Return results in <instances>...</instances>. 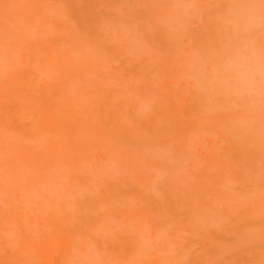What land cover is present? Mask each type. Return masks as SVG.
<instances>
[{"label":"rangeland","instance_id":"1","mask_svg":"<svg viewBox=\"0 0 264 264\" xmlns=\"http://www.w3.org/2000/svg\"><path fill=\"white\" fill-rule=\"evenodd\" d=\"M46 1L47 0L40 3L38 11L41 8V10H45V16L49 12L51 15L49 19L52 20L53 23L47 25V30L44 34L37 35L36 33H33L31 35H26V41L22 45L21 50L18 51L16 48V53L15 50H13V54L16 55L18 63L16 64L15 62L11 67L8 65L9 63H7L8 61L6 58L3 57L2 45L5 43H13L15 41L14 31L17 30V26L13 23H9L10 26L14 27V31L9 29V33L6 35H3L0 30V92H3L8 88L7 85H9L8 82L10 80V75L14 76L23 73L24 66H27L33 58L34 47L38 44L40 38H42V40H49V38L52 40L56 38V35L54 34V21L66 17L64 12L69 8L78 12L83 7L93 4L91 0H50L48 2L52 4V7L49 8L46 6ZM209 2H211V0H106L105 4L107 3V7L101 10L100 33L102 36V42L105 46H103L104 51L100 52V55L102 56L109 53L107 56L109 62L99 69L98 74L101 76V79L97 83V86L95 87V84L98 80L94 81V84L90 87H86V90L82 93L84 99L80 98V94H78L77 91H73L69 98L73 99L75 102L81 99L88 103L91 102L93 107H102L115 118H119V121L130 120L136 124L137 132L140 134L139 137H142L140 139L139 137H136L139 139L137 141L135 137L130 138L128 135L123 134L122 136L117 137L119 138V143H121L120 147H124L129 151L132 150L131 152L135 154V156L140 157L141 161L144 163V167L146 166L144 168L145 174L147 171L148 175L150 172L155 175L152 176L150 174L152 177H149L150 175L146 176V174L145 176L146 178L148 177V181L146 180L147 182L145 183L148 187L150 184L152 186L151 192L154 195H157V198L161 196L163 200L160 203H157V201H148L147 199V201L144 199L142 201L140 200V202L134 201V206L132 207L131 212L132 214L134 213L135 217L129 214L127 218H125L126 215L124 216L120 211H117L116 218H114L113 215L112 218L109 217L110 219H107V223H109L110 227L105 230L108 231L103 229L105 232H108V234L102 231L99 233L97 231L96 233L98 234H94L95 237L97 235L99 236V246L92 242L85 241L83 237L78 239L75 238L73 240V230L70 228V224L66 221L62 224L60 223L66 217L67 209L71 208L73 212L78 209L79 199L83 200L84 196L86 199L83 201L89 203L88 208L90 211L88 213L91 212L90 207H92L95 202V207H100V209H106L108 205H114L117 208L125 210L124 208L128 207V205H126L127 203L122 202V199L115 196L113 191L106 193V189H98L102 187L101 184L103 182H111L115 180L112 179L115 178V176L120 177L122 175L120 174L122 173L120 170H123V172L125 170L121 168L122 166L119 167L117 161L115 162V160L108 158L104 160L103 157L101 158V155L96 148L91 150V154L94 156L90 154L91 157L89 156L83 161L85 163L82 164L83 168L85 167L84 165H86L87 168L85 167L81 170V172L83 171L82 174L86 175L84 177L82 176L84 181H88L87 184H90L89 186L92 189H88L87 186L82 183L81 185L79 184V186H74V183L71 184L72 181L69 178L68 171L50 168L51 170H49V173L45 175L41 170L31 169L29 166L28 168H30V170H26L25 168H27V165L22 162V166L18 165L17 153L21 154L28 152L29 154H34L36 152H41L40 154H43L50 150L49 141L37 138V132L34 125L36 122H39V120L40 122L46 120L47 117L44 114H40L39 111L38 115L34 114V107H32L34 101L20 100L16 105L22 108L25 117L23 119H17L16 123H20V127L13 133V128L12 130L8 129V127L1 121V114L8 113L11 105L7 101V94L5 96V93H3V95L0 96V264H116L114 259H116L117 256L120 257V260H142L149 262L154 259L157 254H162L164 252L162 249L163 246L164 248H168V251L176 256H182V254H186L185 251L188 250L187 252L189 253L186 255L189 256H184L183 254L181 257L182 259H180L184 264H264L260 263L264 261V242H262L264 241V98H261L254 91L238 85L236 82V73L229 69L227 65L228 58L232 55L233 51L244 37H253L254 39L249 41L253 46L260 42L262 33H264V4L261 3V0H235L231 9L229 8V18L225 19V17L222 16L220 9L221 1L215 0L214 2H211L212 9L208 6ZM201 3H204V5L208 7H205ZM192 5H195V7ZM237 5L241 6L238 15L234 14L232 11L234 6ZM110 6L115 9H111ZM151 6L153 7L151 8ZM181 7H184L185 9ZM152 10L154 12H151ZM117 11L120 12L123 17H117ZM40 12L39 16L41 15ZM209 12H212V15L208 14ZM186 16L190 17V19H186L191 23L185 24V26L190 25V29L188 26L179 27L184 25V23L181 24V22ZM155 18V22L151 21ZM28 20L30 22L32 21V19ZM189 21L186 23H189ZM164 22L167 24L169 23L168 26ZM175 24L178 25V27ZM21 25L22 24L20 23L19 26ZM178 28H180V30ZM87 29L88 28L85 24L81 25V30H83L81 32L84 40L92 41L91 37H88L91 36L89 35V32H87L88 34L86 33ZM201 34H204L205 36L214 35L215 42H213V47L215 44L221 46L220 53L218 52L219 54H215V52L214 54H211L213 60L211 57L207 56L209 53H213V50L206 49L205 47L201 50V48L198 49L195 44V39ZM172 38L176 40L172 41ZM112 39L113 41H111ZM87 41H85V43ZM91 43L87 45L88 49H86L85 52L91 50L89 47ZM111 45L113 48H109ZM194 46V53L196 54V57L194 56L195 59L192 58L194 54L192 57L191 53L189 54L190 57L186 55L189 53H187V51L190 49L193 50ZM105 48L107 50H105ZM174 56H177V58L179 56L180 61L183 60L181 63L187 60L186 68L190 67L188 68L190 70L187 69L190 73H186V70H184L186 68H184L182 71L186 75L182 76L184 75L182 74L180 75L182 77L179 78L182 83L181 86L184 89L183 91H179L183 92V95H180V97L187 99V105L185 107L186 113L183 115L181 113L178 114L179 116L177 115L178 117H175V119L163 118V116H159L162 115L161 113L158 114V121L156 120L157 115H154V112L155 108H159L161 111L159 105L160 102L155 103V100L158 101L156 99L157 96L159 98L161 97L159 91L162 92L164 90L165 93L169 92L168 95H173H171L170 91L177 75H173V70L170 68L173 65L172 57ZM197 56H199L198 61L196 60L198 58ZM208 59L212 60L211 65L209 64L210 61ZM214 60H216L217 63H215ZM189 61L191 64L196 63V61L200 63L201 61L200 65H202L195 66L197 63L193 64L196 67L194 69L193 65L192 68L190 63V65H188ZM184 64L185 63L182 65L184 66ZM113 66H116L119 70H111ZM159 67H165L169 72H161L162 70H158ZM156 71L158 75L155 74ZM153 74L158 82L155 81V83L159 85V87L157 85L159 90H157V87V89L154 88L155 86L149 87L148 85L150 81L148 79L154 77ZM225 81H227V83H225ZM65 84V81H59L58 83V85L61 86V89L64 88ZM169 85L170 87L172 86L171 89ZM167 87H169V90H167L168 92L165 91ZM193 89H195V91H193ZM154 90H157V92ZM149 94L153 95V97L150 98ZM153 98H155V100ZM159 100H161V98ZM167 103L168 102H166V104ZM157 104L159 105L158 108ZM161 104H163V102ZM161 107L164 110L161 112L165 114V112L168 111H165V108H163L166 107L165 103L164 105H161ZM235 113L240 115V121L245 117L249 119V123L253 124H250L252 125L250 126L251 129L255 128L252 130L254 131L253 135L257 133L263 134V141L261 142V146H259L262 148L263 153L257 154L256 151H254L256 145L253 148L254 150H246L241 147L238 142L237 146L236 144L233 145V143L230 142L233 139L230 137L234 136L229 134L227 135L230 139H226L221 135H215L217 143L219 144L218 151L223 158L221 161L222 163L218 164L216 170L218 173L227 170L228 173L224 171L226 175H232L230 177H227V175V178L224 177L225 180H223L221 184L225 183V186L221 184V186L218 185L220 189L223 186L222 189L224 190L221 189L219 194L215 191V189H219L216 182L217 177L212 178L209 176L210 178L206 183L207 186L209 185L207 189L192 188L193 186L191 187L190 182L195 178L197 179V174L199 173L200 168H198V164V166L195 167L197 171L192 167L193 164L191 163L192 161H190L191 159L189 160V156L193 152V154H197L196 156L198 160L205 162L208 157L204 156V154L209 150L211 144L209 143V138H211V133L209 132L210 129L207 128V130H204L203 128L201 130V128H198V125H196L199 124V122L195 120H198L199 117H202V119L205 118L207 120V125L213 122L209 125L213 127L219 120L218 116L219 118L232 117ZM225 114L227 116H225ZM252 116L253 118L251 119ZM160 118L164 121L160 122ZM134 119L137 121H134ZM146 119L149 120L147 121ZM53 121H55L54 124L57 128L66 130L72 128L69 123L58 122L57 120ZM143 124H145V126ZM148 129L151 130L148 131ZM197 130L198 132L203 131L204 133L201 132L198 138L193 139V137H195L194 132H197ZM212 133L217 134L215 133V128H213ZM188 135L191 136L193 142L188 143L190 140L186 139L187 142L183 143L184 145L182 144L181 147H178V144L181 143L180 141H185L184 138H187ZM194 140L196 142H194ZM177 142L178 144H176ZM252 142L254 145V140ZM137 143L139 145H137ZM174 143L178 148H181V154L183 153V156H180L184 160L183 161L181 158L184 162H182V164L178 157L179 151L174 149ZM228 144L231 146L229 149L231 148L233 150L231 153L233 155H231L230 158L223 154V149H225ZM241 148L243 153L240 151ZM175 151L177 152L175 153ZM234 154L236 158L234 157ZM242 154L244 155L242 156ZM244 157L246 159H244ZM85 160L88 163L90 162V164ZM108 160L114 162L112 163ZM100 162H103L102 164H104V166H100ZM177 166H179L180 169H178ZM205 166L206 162L203 169ZM140 167L137 171L141 173ZM171 168L173 169L170 170ZM235 168L239 170L238 173L240 174L237 175L236 173V175H234L235 173L233 171H235ZM141 169H143V167H141ZM144 169L142 170L143 174L140 175L139 173V176L142 177L144 175ZM84 170H86L87 174L95 175L97 172L99 175L96 174L95 176H98L97 180L99 182L103 180L102 183L100 184L96 178L94 179L92 177L93 175H90L92 179H94V184L90 181V176L87 175ZM90 171L93 172L91 173ZM106 171L109 175L106 174ZM178 172L181 175H177ZM245 175H248V177ZM29 177H31L32 180L28 179ZM87 177L88 179H85ZM232 177L235 180H233ZM63 178L65 179L63 180ZM153 178L155 179V182ZM174 178L180 182L186 179V181L190 183L187 186V183H185L186 181H182V184H184L185 187L187 186L188 189H177L178 195L185 196V198L189 200V203H187V205L183 203V209L181 208V211L179 209L180 213L183 215H181V217H183L181 219H183V223L186 227L184 225H178L180 226L179 229L176 227L177 225L175 223L173 224L171 222L172 220L164 221L165 223L168 222L173 224L174 226L171 227H174L175 229V231H173L171 230L172 228L167 226L170 228H167V230H170L169 232L171 234V238H167L166 235L169 234L164 232V228L162 229L160 226L154 231L155 233H152V227L150 226V228L149 225L153 223L152 219L162 221L160 223L159 221H154V223H164L160 217L163 219L164 213L167 215L166 212L171 211V206L167 201V197L165 195L163 196L162 191L158 188L164 186L165 182H170L171 179L172 182ZM230 178L236 184L233 181L227 182V179L231 180ZM232 183L234 184L232 185ZM214 185H216V188L214 187L215 189H212V186ZM257 190L262 194H260L261 196ZM253 192L255 196L252 197L251 194ZM78 194L79 197H77ZM233 194L237 196H233ZM227 197L230 199V202ZM232 198L235 199V202ZM246 198L249 199L247 200ZM210 200L216 202L215 205H213L215 207L212 206L213 208H209L208 201ZM182 202L184 201L182 200ZM243 202L248 203L244 205ZM60 204L63 206L62 210H60ZM241 206L245 208L242 209ZM220 207L223 208L221 210L222 212L219 213L217 212V209H220ZM224 209H231L235 215L232 213V217L229 215L230 217L228 218V215L223 213ZM194 210L200 212L199 214L197 213L199 217L197 216L196 223H200L197 225H193L191 223L192 221L188 220V217L192 216ZM246 210H249V213L255 211V215H249ZM256 216H258L259 220H255ZM132 217L134 219H132ZM147 219L151 220V223H149L148 220V226L145 222ZM170 219L172 218L170 217L169 220ZM129 220H133L132 222L134 223H131ZM220 222L221 224H219ZM231 222L233 226L231 225ZM137 223L140 224V226ZM9 225L10 229L8 235H6L7 231L5 228ZM64 225H66V227H64ZM197 227L200 230H198ZM176 228L179 229V231L176 230ZM195 228H197V230ZM255 228H258V232ZM252 229L256 230V232L253 230V233V231H251ZM231 230L234 233L233 236L230 235L232 234ZM176 231H178V233ZM183 231L189 236L185 235ZM172 232H175L178 235L180 234L179 232H182L183 234L181 233L180 235H182L183 238H185L183 235L186 236V243L184 239L180 237L176 239L177 241L174 244L172 240H175L174 238L177 235ZM260 233L263 238L259 237ZM243 234L246 236H243ZM249 235H251V237ZM248 237L253 239L252 242ZM259 238L262 240L260 239L258 241ZM28 239L33 240V242L28 244ZM168 239L170 240L169 244ZM178 239H181V242H179L180 240ZM182 239L189 247H184L185 244L182 242ZM164 242L165 244L163 245L162 243ZM166 243L169 246L166 245ZM74 244L75 247H73ZM262 244L263 246L261 247ZM29 248L33 249V257H29V252L28 254H24V251ZM185 248L187 250H185ZM63 249L66 250L63 251ZM260 249L262 250L260 251ZM221 252L223 253V256L221 255ZM115 253L116 257L114 258ZM190 254H192V256Z\"/></svg>","mask_w":264,"mask_h":264},{"label":"bare ground","instance_id":"2","mask_svg":"<svg viewBox=\"0 0 264 264\" xmlns=\"http://www.w3.org/2000/svg\"><path fill=\"white\" fill-rule=\"evenodd\" d=\"M48 1H50V0L46 1L47 2L46 6L51 8L52 4L50 2H48ZM91 1L93 2L92 5H87V6L82 5V6H85V7L80 9L78 12H75V11L71 10V8L67 9L66 12H64L66 17H64L63 19H57L56 21H54V26H55V33L54 34L56 35V38L51 40L48 37L49 40H42V38H40L38 40V44H36V46L34 47V50H33L34 53H33L32 60L29 62V64L27 66H24L22 74H19V75L16 74L14 76L10 75V80L8 82L9 85H7L8 88H6L5 91L0 92V96L3 95V93H5V96L7 94V101H8V103L11 106H13V107L10 106V108L8 110V113L1 114V116H2L1 117V121L8 127V129L12 130V128H13V130H14L13 133L16 132V130H18L19 127H20L19 126L20 123L19 124L16 123L17 119L19 120V119H21V118L23 119L25 117V115L23 114L22 108L20 106L16 105V104L19 103L20 100L34 101L32 103V107H34L33 108L34 114L38 115V111H39L40 114H44L47 117L46 120L41 121V122L39 120V122H36L34 125H35L36 132H37V135H36L37 138L38 139L42 138V139H46L47 141H49L50 150L48 152H46V153L44 152L43 154H40L41 152H36L34 154H29L28 152L21 153V154L17 153V155H18L17 159H18V162H19L18 165H21V162L23 164L27 165L26 166L27 168L24 167L26 170H28V169L30 170V168L31 169H39L45 175L49 173V170H51L50 168H55V169L61 170V171H68L69 178L72 181L71 184L74 183L73 184L74 186H79V184L81 185V183H82V184H85L88 189H92L89 186L90 184L89 185L87 184L88 181L87 182L84 181L83 177L86 176V175H83L82 174L83 171L81 172V170L83 168L82 164H85L83 162L84 159H86L89 156L91 157V155H92L91 154V150L95 149V148L100 153L101 158L103 157L104 160L107 159V158L108 159H113V160H115V162L116 161L118 162L117 164L119 165V167L122 166L121 168L125 170L124 172H123V170H120L122 172V173H120L122 175L121 176L119 175L120 177H116L115 176V178H112V179H115V180H113L111 182H103L104 184L102 183L103 180L101 182H99L97 180L98 176L97 177L95 176L97 174V172H96L95 175L94 174H87L86 170H84L87 175H89V176L93 175L92 177L94 179L96 178V180L100 184L102 183L101 184L102 187H100L98 189H106V191H107L106 193H109V192L113 191L115 196H117L118 198H121L122 202L127 203L126 205H128V207L124 208L125 210H123L122 208L121 209L117 208L114 205H112V206L108 205L106 209H100V207H95V205H96V202H95V204L92 207H90L91 208V212L88 213L90 211V209L88 208L89 207V203H87L86 201H83V200L86 199L85 196H84L83 200L79 199V203H78L79 207H78V209L76 211H74V212H73V210L71 208L67 209L66 217L65 218L63 217L64 219L60 223V224H62L63 222L66 221L68 224H70V228L73 230V240L75 238L78 239L80 237H83L85 241L92 242V243H94V244L99 246V242H100L99 241V236L97 235L98 237L97 236L95 237L94 234L97 231H98V233L100 231H102V232L108 231V230H105V229H108V227H110L109 223H107V219L112 218L113 215H114V218H116L117 217L116 216V212L117 211H120L121 214L124 215V216L126 215L125 218H127V216L129 214H131V215H133L135 217L134 213L132 214V212H131L132 211V207L134 206V204H133L134 201H139L140 202V200L142 201L144 199L145 201H147V200L149 201L150 200V201H157V203H160V202H162L163 199L161 198V196L157 198L156 197L157 195H154L151 192V187L152 186L148 183L149 184V187H148V185H146V183H145V182L148 181L147 180L148 177L146 178V176H149L150 174L152 176H155V175H153L151 172L148 175L147 171H146V174H147L146 175L145 174V169H144L146 166L144 167V163L141 161L140 157L135 156V154H133L131 152L132 150L129 151V150H126V148H124V147H122V148L120 147L121 143H119V141H118L119 138H117V137H120L123 134L128 135L130 138L139 137L140 134L137 132L136 124L133 121H132L133 122L132 123L130 120L119 121V118H115L113 115L109 114L102 107H97V108L93 107L91 105V102L88 103L85 100H82V99H84V95L82 96V93L86 90V87L87 86L90 87L91 85L94 84V81L98 80L96 82V84H95V87L97 86V83L101 79V76L98 74L99 73V69H101L104 65L108 64V62H109V60L107 59V56L109 55V53L104 54L102 56L100 55V52L104 51L103 46H105L104 43L102 42V39H101L102 36H101V33H100L101 32V29H100V25H101V22H100L101 10L104 9L105 7H107V3L105 4L106 0H91ZM214 1L215 0H211V2H214ZM219 1H221L220 9H221L222 16L225 17V19H228L229 18L228 17L229 16V10L231 9V7L234 4L235 0H219ZM41 2H45V0H35V1H33V0H0V30H1L2 34L3 35L8 34L9 33V29L14 31V27L10 26L9 23H13V24H15L17 26V30L14 31V34H15L14 39H15V41L13 43H5V44L2 45V47H3V50H2L3 57L6 58V60L8 61L7 63H9L8 65L10 67L13 66L15 64V62H16V64L18 63V61H17L18 59L16 58V55L13 54V50H15L16 48H17L18 51L21 50L22 45L26 41V35H31L33 33H36L37 35L44 34L45 31L47 30V28H46L47 25L53 23L52 20L49 19V17L51 16L49 12L45 16V13H46L45 10H41L42 9L41 8L38 11L39 5H40ZM211 2H209V5H208L210 8L212 7V3ZM201 4L204 5V3H201ZM204 6L208 7L206 5H204ZM152 7L153 6H151V8ZM253 7H255V6H253ZM181 8H184V7H181ZM111 9H115V8L111 7ZM211 9H209V10H211ZM39 12L41 14L40 16H39ZM151 12H154V11L152 10ZM205 12H207V11H205ZM261 12H262V10H261ZM161 13H162V11H161ZM165 13H164V15H165ZM211 13L212 12H209L208 14H211ZM117 14H118L117 17H119V16L123 17V15L120 14V12H118ZM157 14H158V12H157ZM242 15H243V13H242ZM156 18L152 19L151 21L155 22L154 20H156ZM186 18L190 19V17H187V16L184 17L182 22H181V24L184 23V25H181L179 27H182V26H185V24H190L191 23ZM28 19H32V21L30 22ZM188 21H189V23H186ZM20 23L22 24L21 26H19ZM175 23H177V22H175ZM82 24H85V26L88 28L86 33L89 32V35H91V36H88V37H91L92 41L91 40H89V41L84 40L83 34L81 32V31H83V30H81V25ZM165 24H167V23H165ZM168 24H167V26H168ZM176 26L178 27V25H176ZM186 26H188V28H189L190 25H186ZM185 27H183V28H185ZM183 28H182V30H183ZM178 29L180 30V28H178ZM179 30H175V31H179ZM112 38H117V37H112ZM214 39H215L214 35L205 36L204 34L203 35L201 34L195 39V44H196L198 49L201 48V50H202V48L205 47L206 49L213 50V53H209L207 55L208 57H211V54H214V52L216 54V53H218L221 50V46H218V44L217 45L215 44V46L213 47V42H215ZM175 40L176 39L172 38V41H175ZM177 40H178V38H177ZM85 41H87V42L85 43ZM111 41H113V39ZM88 42L91 43V45L89 46L91 50H87L89 52L86 51L87 52L86 53L85 50L88 49L87 48L88 47L87 45L89 44ZM109 48H113V46L111 45ZM109 48H108V50H109ZM194 49H195V46H194L193 50L192 49L188 50L187 53L188 52L189 53L186 54L187 56H189V54L191 53V57L194 54L193 57H192L193 59H195L194 56L196 57V54L194 53L195 52ZM105 50H107V49L105 48ZM15 53H16V50H15ZM197 57L198 58L196 60L198 61L199 60V56H197ZM188 60H189V58H188ZM212 60H213V58H212ZM212 60H209L210 62L208 61L210 65L212 64V62H211ZM172 61H173V65L171 66L170 69L173 70V73H174L173 75H177L176 80L175 81L173 80L174 83H173V87L171 86L172 89H171V87L169 85V87L171 89L170 92H171V95L173 94L172 95L173 97L170 96V94L168 95L169 92L167 90H169V87H167L165 89V91L168 92V93H165L164 90L162 91L163 93L161 91H159V94L161 96L160 98L163 101L159 100L160 98L158 96L156 98L158 101H156L155 98H153L155 100V103H159L160 102L159 105H160L161 111H164L162 109V107H161V105H164V103H165L166 107H163V108H165V111L168 110L167 112H165V114H163V112H161L159 110V108H158L159 105L157 104V108L158 109L155 108V112H154V115H157L156 120L159 119V116H163V118H174L175 119V117L177 118L179 116L178 114L181 113L183 115L184 113H186L185 107L187 105V103H186L187 99L186 98L183 99V98L180 97V95H183L182 94L183 92H179V91H183L184 89L181 86L182 83L179 80V78L186 75V74H184V72L182 70L184 68H186V65H187L186 61L187 60L183 62V63H185L184 66L182 65L183 63H181L183 60L180 61L179 56H178V58H177V56L176 57L175 56L172 57ZM197 61H196L197 65H195V66H199L200 63H201V61H200V63L197 62ZM214 61H215V63H217L216 60H214ZM189 63H190V61L188 62V65L191 64V63L190 64ZM196 63H193V64H196ZM193 64L190 65L191 68H192ZM195 66L193 67L194 69L196 68ZM188 68H190V67H188ZM188 68L184 69V70H186V73H190V72H188V70H190ZM116 69H118L116 66H113L111 68V70H116ZM158 70H162L161 72H169V70L166 69L165 67H159ZM191 70H193V69H191ZM157 71L155 73L156 75H158ZM182 74H184V75H182ZM180 75H182V76H180ZM148 80H150L149 83H148L149 87H151V86H155L154 88L157 87L158 84L155 83V81L157 82V80L155 78V75L152 78L150 77ZM59 81L60 82L61 81H63V82L65 81L66 84H65L64 88L61 89V86L58 85ZM158 87H159V85H158ZM179 89H181V90H179ZM195 89H193V91H195ZM42 90H44V91H42ZM157 90H159V88ZM157 90H154V91L157 92ZM73 91H77V93L80 94V98H82V99L77 101V102H75L73 99H70L69 96L72 94ZM15 95H18V96H15ZM152 97H153V95H150V98H152ZM167 100H169V101H167ZM165 101L168 102V103L166 104ZM162 102H163V104H161ZM177 103H178L179 106L177 105ZM154 107H155V105H154ZM252 111H251V113H252ZM236 112H238V111H236ZM161 113H162V115L158 116V114H161ZM231 113H232V111H231ZM248 113H249V111H248ZM256 113H258V112H256ZM225 116H227V115L225 114ZM253 116L251 117V119L253 118ZM245 118H243V119H245ZM258 118H259V116H258ZM194 119H196V118H194ZM218 119L219 120L215 124V126L212 125L213 127L209 126L213 122H211V124L207 125V122H206L207 120L205 118L202 119V117H199L198 120L197 119L195 120V121L199 122V124H196V125H198V128H201V130L203 128H204V130H207V128L210 129L209 132L211 133V138H209V143H211V144H210L209 150L207 152H205V154H204V156L208 157L205 160L206 166H205L204 169H203V166L205 165V162L203 161L204 162L203 163L202 160H198V158L196 156L197 154H193V152H192V154L189 156L190 157L189 160L191 159L190 161H192L191 163L193 164V165L191 164L192 167L195 168V167H197L199 165L198 168H200L199 173L197 174V176H198L197 179L195 178L193 181L190 182L191 183V187L193 186L192 188H195V189H204L205 188V189H207V187L209 185L207 186L206 183H207V180L210 178L209 176H211L212 178L213 177H215V178L217 177L216 182H217V186H218V185H220L223 182V180H225L224 177H226L228 175V174L226 175V173H225V172H227V170H223L221 173H218V171L216 170V168L218 167V164L222 163L221 161L223 160V158L221 157V155H220V153L218 151L219 144L217 143V138H215V135H221V136H223L226 139L232 138L233 140L230 141V142H232L233 145L236 144V146H237V142H238L241 145V147H243L246 150L247 149L248 150H250V149L254 150L253 148L256 145L254 151H256L257 154L263 153L262 148L259 147V146H261V142L264 139V138L262 139L263 134L257 133L255 135H253L254 131H252V130L255 129V128L251 129L250 126H252L253 124L249 123V121H248L249 119L248 118H246L245 120L242 119V121H240V119H241L240 115H237V113H235V115L232 116V117H220L219 118V116H218ZM53 120H57L58 122L69 123V124H71L72 128L70 130L57 128V127H55V124H54L55 121H53ZM146 120L148 121L149 119H146ZM146 120H144V121H146ZM169 120H171V119H169ZM134 121H137V120L134 119ZM161 121L163 122L164 120H161V118H160V122ZM208 123H209V121H208ZM243 123H245V124H243ZM145 124H143V125L145 126ZM250 124H252V125H250ZM153 125H155V124H153ZM151 126H152V124H151ZM198 128H196V129H198ZM211 128H212V131H213V128H215V133H217V134H213L212 131H211ZM149 130H151V129H148V131ZM183 132H187V131H183ZM201 132H203V131H201ZM201 132H198V130H197V132H194L195 133L194 134L195 137H193V139L198 138ZM227 134H229L231 136H234V137H230L229 138ZM177 135H179V134H177ZM141 137H139V139ZM173 138H171V139H173ZM136 139H137V141L139 140L138 138H136ZM186 139L190 140L188 143L193 142L192 141L193 139H191V136L188 135L187 138H184L185 141L182 142V141L179 140L181 143L178 144L179 141L176 143V144H178V147H181L183 143H186L187 142ZM236 139H238V140H236ZM253 140L255 142L254 145H253V142H252ZM137 141H135V142H137ZM194 142H196V141L194 140ZM139 143H141V142H139ZM170 143H172V142H170ZM137 145H139V144L137 143ZM137 145H135V146L138 147ZM178 147L174 143V149H177L179 151L178 152L179 153L178 157H179L180 162L182 164V162L184 160L180 156H183V153L181 154V150H180L181 148H178ZM229 147H231L230 144H228L226 146V148L223 149V152H224L223 154L227 155L230 158L231 155H233V154H231L233 152V150L231 148L229 149ZM184 148H185V146H184ZM241 150H242V148L240 149V151ZM140 151H142V150H140ZM254 151H252V152H254ZM176 152L177 151H175V153ZM241 152H239V153H241ZM99 153H97V154H99ZM100 155H99V157H100ZM243 155L244 154H242V156ZM92 156H94V155H92ZM242 156H241V158H242ZM245 156H246V154H245ZM234 157H235V154H234ZM181 158H182L183 161L181 160ZM244 159H246V158L244 157ZM108 161H110V160H108ZM199 161H200V163H199ZM110 162H112V161H110ZM102 163H101L100 166H104V164H102ZM88 164H90V162ZM106 164H109V163H106ZM28 166L30 168H28ZM84 166L86 167V165H84ZM140 166L143 167V169H144V175L142 177L139 176L140 172L137 171ZM141 167H140V170H141L140 175L143 174V172H142L143 169H141ZM177 167H178V169H180L179 166H177ZM172 169L173 168H171L170 170H172ZM184 169H185V167H184ZM147 170H148V168H147ZM195 170H196V168H195ZM238 171L239 170H237L235 168V171H233L235 174L234 173L233 174L234 175H236V173H237V175L240 174V173H238ZM179 172H180V170H179ZM179 172H178L177 175L180 174ZM185 172H186V170H185ZM137 173H138V176H137ZM104 174H105V171H104ZM106 174H108L107 171H106ZM229 174H230V172H229ZM97 175H99V174H97ZM151 175L149 177H152ZM231 175L232 174L228 175L227 177H230ZM91 176L89 178H90V181L93 182L94 179H92ZM103 176H106V175H103ZM245 176L248 177V175H245ZM106 177H110V176H106ZM154 178H153V180L155 182ZM169 178H171V177H169ZM28 179L32 180L31 177H29ZM64 179L65 178H63V180ZM85 179H88V177L85 178ZM103 179L105 180L104 177H103ZM181 179H182V177H181ZM232 179L235 180L233 177H232ZM232 179L231 180L227 179V182L233 181ZM100 180H101V178H100ZM171 180H170V182L169 181L165 182L164 183L165 185L162 186V187L160 186L158 189H160L162 191L163 196L165 195L167 197V201L169 202V205L171 206V211H167L169 213L166 212V214L168 215L169 218L171 217L172 219L169 220V218L167 217V215H165V213H164V217L165 218L163 217V219H162L160 217V219L163 220V222L165 220H168V221L172 220L171 222L173 224L175 223L177 225L176 227H178L180 229V226H178V225H181V226L184 225L183 219H181L183 217H181L182 214L180 213L181 208L183 207L182 204L184 203V204L187 205V203H189L188 202L189 200L187 198H185V196H183V195L179 196L177 189H186V188L188 189L187 186L190 183L187 182L186 179H184V181L182 180L183 182L186 181L185 183H187V186L185 187V185L182 184L183 183L182 181L180 182V181L176 180L175 178L173 179L172 182H171ZM56 181L59 182L58 180H56ZM234 183H232V185ZM224 184H221V185L225 186ZM215 186L216 185L212 186L213 188L212 187L211 188L215 189L216 188ZM222 187H221V189H222ZM257 187L259 188L258 185H257ZM95 188H96V186H95ZM155 188H156V186H155ZM211 188H209V189H211ZM227 188H230V187H227ZM80 189H83V188H80ZM221 189L219 187V189L217 188V189H215V191L219 194V191L221 192ZM153 190H154V188H153ZM261 191H263V190H261ZM255 193H256V191H255ZM258 193H259V191H258ZM260 194L261 193H259V195ZM246 195H248V194H246ZM251 195H252V197L255 196L254 192ZM233 196H237V195L233 194ZM77 197H79V194L77 195ZM194 197H196V196H194ZM247 197H249V196H247ZM103 198H104V196H103ZM209 198H211V197H209ZM227 199H229V198L227 197ZM105 200H107V199H105ZM182 200L184 202H182ZM232 200H234V202H235V199L232 198ZM242 200H243V198H242ZM210 201H208V205L210 206L209 208L215 207L213 205H215L216 202H214V201L210 202ZM229 202H230V199H229ZM237 203H238V201H237ZM243 203L245 205L248 202L247 203L243 202ZM243 203H241V204H243ZM115 207H116V209H115ZM241 207H242V209L245 208L243 206H241ZM222 208L220 207V209H217L218 211L217 210L216 211L220 213V212H222L221 211ZM62 209H63V206H61V204H60V210H62ZM179 209H180V211H179ZM249 210H246L248 212V214L249 215L252 214L254 216L255 215V211L253 213H251L252 211L249 213ZM197 213L199 214L200 212H197L196 210H194V213L192 214V216L188 217V220H191L192 221L191 223L193 225L200 224V223H196V218H197V216L199 217V215H197ZM223 213L228 215V218L230 216L232 217V213H233V215H235L234 212L231 211V209H224ZM157 217H158V215H157ZM261 217H262V215H261ZM129 219H130V217H129ZM132 219H134V218L132 217ZM148 220L149 219H147L146 221L144 220V221L147 223ZM200 220H202V219H200ZM250 220H251V218H250ZM255 220H259L258 216L255 217ZM129 221H131V220H129ZM132 221H131V223H134ZM154 221H156V219H154V220L152 219L153 223H151V220H149V223H151L150 225H149V223H147V226L149 225V227L150 226L152 227V233L154 231H156V229H158L161 226L162 229L164 228L163 229L164 232L165 233L167 232L169 234V235H166V237L168 238V237L171 236V234L169 232L170 230L168 231L167 228L168 229L172 228L171 230L175 231L174 227H171V226H174L171 223H168V222L165 223L166 222L165 221L164 223L159 224L162 221L158 220L159 223H156L158 221H156L154 223ZM219 224H221V222ZM138 225L140 226V224H138ZM231 225L233 226L232 222H231ZM256 225H255V227H256ZM143 226H144V224H143ZM167 226H169L170 228L167 227ZM184 226L186 227V225H184ZM64 227H66V225H64ZM200 227H201V225H200ZM141 228H142V226H141ZM197 228H195V229L197 230ZM5 229L7 231L6 235H8V231L10 229V225L7 228H5ZM179 229L176 228V230H178V231H179ZM201 229H202V227H201ZM220 229H222V228H220ZM255 229L257 230L258 228H255ZM198 230H200V229L198 228ZM238 230H240V229H238ZM242 230H243V228H242ZM253 230L254 229H252L251 231H253ZM256 230H254V231L256 232ZM178 231H176V232L178 233ZM254 231H253V233H254ZM257 232H258V230H257ZM98 233H96V234H98ZM105 233L108 234V232H105ZM172 233L174 234L175 232H172ZM177 233H175V235H177L174 238L175 240H172L174 242V244L176 243V241H177L176 239L177 238H180V237L183 238L182 235H180L182 232H179L180 233L179 235ZM183 233L185 234L184 231H183ZM201 233H203V232H201ZM248 233H250V232H248ZM253 233H251V234H253ZM185 235H188V234H185ZM185 235H183V236L186 238ZM230 235H232V236L234 235L233 231H232V234H230ZM243 236H246V235L243 234ZM249 236L251 237V235H249ZM261 236L262 235L260 233L259 237H261ZM185 238H183L184 241H185ZM261 238H263V237H261ZM261 238H259L258 241ZM169 239H168V244L170 242ZM183 239H182V242H183ZM218 239H220V238H218ZM239 239H240V237H239ZM248 239H250V238L248 237ZM178 240H180L179 242H181V239H178ZM250 240L252 242L253 239H250ZM255 240H257V239H255ZM32 242H33V240H31V239L27 240L28 244H31ZM262 242H264V241H262ZM185 243H186V241H185ZM162 244L164 245L165 242L162 243ZM168 244L166 243V245H168ZM254 245H256V244H254ZM185 246H187V244H185L184 247ZM262 246H263V244L261 245V247ZM73 247H75V244L73 245ZM187 247H189V246H187ZM223 247H225V246H223ZM263 248H264V246H263ZM162 249L164 250V252L162 254H157L155 256V258L152 259L149 262L142 261V260H136V261H133V260L126 261L124 259L120 260L119 256L116 257V253L114 254V258L116 257V259H114V260H115L116 264H154V263L155 264H184V263H182V260H180V259H182L181 257L183 256V254L185 256L187 253H189V252H187L188 250L185 248V250H187V251H185L186 254L182 252L183 253L182 256L181 255L180 256L179 255L176 256V255L170 253L168 251V248H164V246H163ZM226 249H227V247H226ZM65 250L66 249H63V251H65ZM261 250L262 249H260V251ZM28 252H29V254H28ZM260 253H259V255L261 256ZM24 254H28V255H30L29 257H33L32 256V255H34L33 249L29 248V249L25 250ZM190 255L192 256V254H190ZM221 255L223 256V253ZM186 256H189V255H186ZM260 263H264V261L260 262Z\"/></svg>","mask_w":264,"mask_h":264},{"label":"clouds","instance_id":"3","mask_svg":"<svg viewBox=\"0 0 264 264\" xmlns=\"http://www.w3.org/2000/svg\"><path fill=\"white\" fill-rule=\"evenodd\" d=\"M261 3L264 4V0H261ZM240 8L239 5L234 6L233 13L238 15ZM253 39V37H244L228 58L227 65L236 73L238 85L264 98V33L255 46L249 43Z\"/></svg>","mask_w":264,"mask_h":264},{"label":"snow or ice","instance_id":"4","mask_svg":"<svg viewBox=\"0 0 264 264\" xmlns=\"http://www.w3.org/2000/svg\"><path fill=\"white\" fill-rule=\"evenodd\" d=\"M193 7H195V5H192Z\"/></svg>","mask_w":264,"mask_h":264}]
</instances>
